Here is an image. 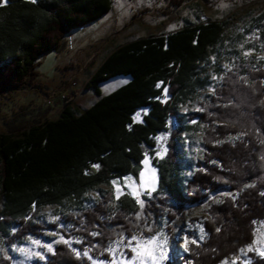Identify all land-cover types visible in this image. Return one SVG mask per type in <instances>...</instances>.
Segmentation results:
<instances>
[{"label":"trees","instance_id":"16d2710c","mask_svg":"<svg viewBox=\"0 0 264 264\" xmlns=\"http://www.w3.org/2000/svg\"><path fill=\"white\" fill-rule=\"evenodd\" d=\"M112 1L0 3V99L39 88V58L51 50H68L67 34L107 14ZM222 24L223 20L183 24L165 35L139 37L116 47L82 86L97 97L82 112L67 105L50 117L51 106L27 112V104H21L9 116L1 114L3 242L10 245L53 229L75 236L79 243L55 244L43 264H91L82 250L109 258L106 248L115 238L154 234L163 219L171 231L170 223L186 209L225 190L227 195L204 211V235L196 244L189 241L182 259L187 264H217L251 245L256 227L264 223V58H233L229 68L220 71L200 112L183 116L177 107L179 97L206 84L199 78L197 63L213 50ZM245 33L246 39L252 38L247 48L262 51L264 12ZM117 75L129 81L102 94L98 86ZM184 118L189 125L204 126L201 157L187 181L176 145ZM164 130L169 131L166 151L157 157L156 136ZM144 155L157 168V187L138 197L126 190L115 196L110 181L137 176ZM93 192L96 198L91 201ZM45 206L56 209L61 219L50 223L37 218ZM248 254L249 264H264V256ZM176 262L171 256L164 264ZM0 264L13 263L0 252Z\"/></svg>","mask_w":264,"mask_h":264},{"label":"rangeland","instance_id":"374dc122","mask_svg":"<svg viewBox=\"0 0 264 264\" xmlns=\"http://www.w3.org/2000/svg\"><path fill=\"white\" fill-rule=\"evenodd\" d=\"M110 8V11L103 17L87 25L85 32L81 30L82 28H75L70 32L74 35L76 47H82L84 50L73 48V43V49L70 51L63 50L62 53H56V50H51L41 56L37 67L38 79L41 82L40 87L8 93L7 96L0 99V115L6 114L9 116L11 110L17 109L21 104H27V112L29 108L30 111L35 112L51 106L50 117L57 116L56 114L59 112L57 109L61 103L56 99L58 93H54L47 101H42V98H45L54 87L55 89H62L70 79L76 82L75 88L80 89L72 104H75L78 99L85 98L86 94L95 95L90 88L82 89L85 80L88 78V73H90V66L92 70L95 69L94 67L97 66L104 52L111 45L124 37L145 34L147 29L153 30L155 33H161L175 28L179 29L183 24L223 20V30L213 50L197 63L200 72L199 78L205 79L206 84L204 87L193 90L190 95L181 96L177 99L179 114L183 116H189V114L202 110L200 104L213 94V87L221 76L220 71L229 68L233 58L240 56H252L257 60L264 58V44L262 43L263 49L260 52L249 50L246 44L251 42L252 38L246 39L248 33H245L248 26L254 22V18L259 13L264 12V0H113ZM114 23L117 29L120 30L118 33H112L111 27ZM95 49L98 52H92ZM98 87L101 89L102 94H109L115 86L112 81H106ZM57 100L59 105L55 108L58 104ZM187 123V119L184 118L183 124L185 127L176 143L182 156L183 169L181 172L185 181L190 177L195 161L201 157V132L204 127L197 123L190 125ZM3 131H5V127L0 121V134ZM168 135L169 131L164 130L156 136L157 157L165 154V143ZM143 157L142 166L137 176L127 174L120 178H113L110 181V188L114 191L115 196H119L126 190L131 193V196L138 197L142 193L151 192L157 187V168L148 155ZM101 188L106 189L108 187L102 186ZM227 193L225 190L218 191L214 195L211 194L199 206L186 209L180 217L170 223L171 231L166 230L165 223L167 221L163 219L159 223L158 232L156 231L154 234L144 237L135 233L131 237L135 236L140 240L155 237L157 244L161 245L166 242V250L163 247L156 249L157 256L161 251H165L167 256V259L159 261V264H164L166 260H170L171 256L176 257V264H187L182 259L184 254L187 253L184 247L185 238L188 241L193 239L198 241L203 237L204 230L201 225L203 218L206 216L204 211L210 203L216 201L221 195H227ZM89 196L92 201L96 198V193H89ZM38 217L50 223L61 219L57 210L52 206L43 207L38 213ZM59 223L64 225L61 221ZM256 228V235L251 245L241 248L237 253L238 256L232 255L217 264H232L233 260L236 261V264H249L250 255L248 253L254 252V254L260 255V252L264 251V223ZM131 237H123L124 242L126 243ZM121 238H115L109 243L106 250L115 249V252L109 251V258L102 259V257L90 255L88 249H84L82 252L88 251L91 264H93V261H95V264H112L114 260L116 264H128V261L135 254L129 247H125V243H120L117 246V242ZM65 240L70 244L78 241L75 236H65L60 231L47 229L41 236L29 235L24 240L16 241L10 245L4 243L0 238V252L7 256L13 264L34 261L43 264L47 255L53 251V246L57 243H64ZM34 241H38V243H34ZM48 245L51 246V250L47 247ZM20 249L26 251H20ZM37 253L40 255H37ZM148 264H152V262L149 261Z\"/></svg>","mask_w":264,"mask_h":264},{"label":"snow or ice","instance_id":"6c2138e0","mask_svg":"<svg viewBox=\"0 0 264 264\" xmlns=\"http://www.w3.org/2000/svg\"><path fill=\"white\" fill-rule=\"evenodd\" d=\"M7 0H0V3H6ZM33 2H35V0H33ZM160 85H157V87H159ZM166 91V90H165ZM140 118V114L137 113L136 117L134 119H136L137 121ZM94 167H98V165H95ZM142 204V202H141ZM219 230V229H218ZM93 235H95V233H93ZM63 239V238H61ZM65 243H68V241H64ZM77 243H79V241H76ZM34 243H38V241H34ZM120 243H125L123 240V237L121 238V240L119 242H117V246H119ZM192 244H196L197 241L195 239H193L191 241ZM188 244L189 241L187 238H185V251H188ZM49 248V250H51V246L48 245L47 246ZM125 247H129L131 249V251L135 254L133 255V257L131 258L130 261H128V264H148L149 261L152 262V264H159V261L167 259V256L165 255V251H161L159 256H157L156 254V249L158 247H163L166 250V242L163 243V245L161 244H157L156 238L152 237L151 239L148 240H140L137 237L133 236L131 237L130 240H128L125 243ZM20 251H26L25 249H20ZM74 252H76L77 256H80L81 253L75 249H73ZM109 251L115 252V249H109ZM37 255H40L39 253H37ZM84 256H88V251L85 250L83 252ZM261 256H264V251L260 252ZM89 259H91V257H89ZM93 264H95V261H93ZM112 264H116V261L114 260L112 262ZM232 264H236V261L233 260Z\"/></svg>","mask_w":264,"mask_h":264},{"label":"crops","instance_id":"0c3cea01","mask_svg":"<svg viewBox=\"0 0 264 264\" xmlns=\"http://www.w3.org/2000/svg\"><path fill=\"white\" fill-rule=\"evenodd\" d=\"M104 16V15H103ZM102 16V17H103ZM101 18V17H100ZM99 18V19H100ZM90 24V23H89ZM89 24H87V25H89ZM87 25H85V27L83 26V27H79L81 30H83L84 32H85V30H86V27H87ZM183 26V25H182ZM181 26V27H182ZM180 28V27H179ZM176 29H178V28H175V29H173V30H168V31H164V32H161V33H158V32H153V30L151 31V30H148L147 29V32L145 33V34H140V35H135V36H131V37H124L123 39H121V40H119L118 42H116L114 45H111V47H108L107 49H106V51L104 52V55L101 57V60H99V62L97 63V66L101 63V61L107 56V55H109V54H111V52L113 51V50H115V48L116 47H118V46H120V45H122V44H125L126 42H128V41H130V40H133V39H138L139 37H144V36H148V35H158V34H164L165 35V33H168V32H171V31H174V30H176ZM111 30H113L112 31V33H118L120 30H118L117 29V27H116V25H115V23L112 25V27H111ZM108 31V30H107ZM69 34L70 35H72L70 32H69ZM73 36V43H74V45H73V48H77V49H80V50H82L83 48L82 47H76L77 45L75 44V41H74V35H72ZM75 46V47H74ZM84 50V49H83ZM66 51V50H65ZM67 51H69V50H67ZM62 53L63 51H56V53ZM92 52H94V53H96V52H98L97 51V49H95V50H92ZM97 66H95L94 68L95 69H97ZM95 69H93L92 70V67L90 66V68H89V72L90 73H88V78L90 77V74L91 73H93V71L95 70ZM66 71V70H65ZM70 72V71H69ZM69 77V76H68ZM87 78V79H88ZM87 79L85 80V81H87ZM66 80V79H65ZM109 82L110 81H112L113 83H114V88H116V87H119V86H123V84H125L126 82H128L129 81V77L128 76H125V75H117V76H115V77H113V78H111L110 80H108ZM61 88V87H60ZM113 88V89H114ZM57 89H59V88H56L55 89V87L54 88H52L51 89V91L50 92H52V91H56ZM112 89V90H113ZM56 99H58V97L56 98ZM95 100H97V97H95V95H93V94H86L85 95V98H83L82 100H77V101H75V104H72V109H74V111L75 112H77V113H79V112H82L84 109H86V108H88L92 103H94V101ZM51 101V100H50ZM58 101V100H57ZM51 103H52V101H51ZM59 105V101H58V104L55 106V108H57V106ZM75 105V106H74Z\"/></svg>","mask_w":264,"mask_h":264},{"label":"built area","instance_id":"2783aa9c","mask_svg":"<svg viewBox=\"0 0 264 264\" xmlns=\"http://www.w3.org/2000/svg\"><path fill=\"white\" fill-rule=\"evenodd\" d=\"M69 34V33H68ZM73 45V36L69 34L68 37H66V47L70 51L72 50ZM76 82L72 81L71 79L67 81V84L62 87V89L50 92L45 96V98H42V101H47L49 98L55 93H58L59 100L61 101L59 108L57 111H60L64 106L72 105L73 99L78 95L80 89L75 88Z\"/></svg>","mask_w":264,"mask_h":264},{"label":"bare ground","instance_id":"6f19581e","mask_svg":"<svg viewBox=\"0 0 264 264\" xmlns=\"http://www.w3.org/2000/svg\"><path fill=\"white\" fill-rule=\"evenodd\" d=\"M69 36V34H67V37Z\"/></svg>","mask_w":264,"mask_h":264}]
</instances>
